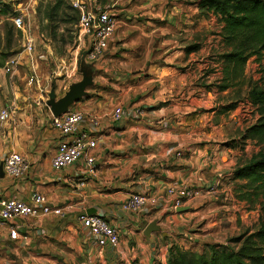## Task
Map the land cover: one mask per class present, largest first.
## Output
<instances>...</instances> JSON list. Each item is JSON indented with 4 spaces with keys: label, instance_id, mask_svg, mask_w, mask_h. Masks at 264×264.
Segmentation results:
<instances>
[{
    "label": "crops",
    "instance_id": "obj_1",
    "mask_svg": "<svg viewBox=\"0 0 264 264\" xmlns=\"http://www.w3.org/2000/svg\"><path fill=\"white\" fill-rule=\"evenodd\" d=\"M167 2L106 3L117 17L114 35L96 62L88 95L70 107L84 113L80 126L97 140L92 174L84 172L82 162L53 169L51 158L61 135L50 127V112L35 117L39 101L31 85H25L24 93L13 90L15 97L1 107L10 110L11 118L0 121V163L14 151L29 167L18 178L4 172L0 199L30 202L31 194L39 191L62 214L16 220V240L0 227V254L23 251L21 260L32 264H164L172 244L200 251L203 244L233 232L237 219L254 217L255 211L241 210L246 203L236 197L240 181L232 173L239 152L221 145L232 115L212 119L206 111L212 102L209 94L229 89L209 90L197 82L200 76L204 79L201 70L210 67L204 58L224 49L221 24L213 30L216 18L205 9L184 0ZM194 43L199 48L187 51ZM211 78L219 76L205 75V84ZM117 105L122 117L112 121ZM91 117L99 126L88 127ZM182 185L199 193L184 204L188 210L177 212L166 188ZM133 192H153L161 199L154 206L125 211L121 204ZM81 212L100 215L116 226L119 244L100 248L77 221ZM154 219L160 229L145 236L143 229Z\"/></svg>",
    "mask_w": 264,
    "mask_h": 264
},
{
    "label": "trees",
    "instance_id": "obj_2",
    "mask_svg": "<svg viewBox=\"0 0 264 264\" xmlns=\"http://www.w3.org/2000/svg\"><path fill=\"white\" fill-rule=\"evenodd\" d=\"M190 3L205 9L206 14H212L221 24L219 35L224 49L216 54L221 76L210 86L214 85L219 92L234 89L237 98L241 85L245 84V99L257 114L238 139L233 138L224 145L243 147L250 140L260 146L247 162L234 168L232 175L240 181L236 184V197L248 204V208L257 204L261 215L255 230L241 232L223 243H205L200 251L172 244L164 264H264V0H194ZM2 11L9 12L8 9ZM71 13L72 17L68 18ZM58 15L63 22L76 24L78 21L77 9L65 0H53L44 12L51 36L52 31L55 33L51 23ZM198 48V43L190 44L187 51ZM250 59L258 64L260 76L256 80L245 78V66ZM4 61L0 62V68ZM236 98L223 105L220 113L233 110Z\"/></svg>",
    "mask_w": 264,
    "mask_h": 264
},
{
    "label": "built area",
    "instance_id": "obj_3",
    "mask_svg": "<svg viewBox=\"0 0 264 264\" xmlns=\"http://www.w3.org/2000/svg\"><path fill=\"white\" fill-rule=\"evenodd\" d=\"M70 4L78 10V21L75 24L78 40L81 42L88 41L86 60L99 62L114 35L117 17L111 12V7L107 5L102 7L95 3L91 4L87 0H70ZM11 22L14 29L21 35L23 54L22 56L21 54H13L5 59L0 69L7 74H13L17 70L22 57H26L29 65L32 64L37 45V38L26 12L16 11L11 16ZM72 75H74V70L71 74L68 71L64 73V76L68 78H71ZM35 81H37L35 73H29L26 83L31 85ZM122 113V107L120 105L115 106L110 114L111 120L118 121L121 119ZM84 117L81 110L71 108L58 117L50 116V127L61 135L51 158L53 169L60 170L73 163L82 162L85 173L92 174L95 171L94 150L97 140L91 130L80 126ZM10 118V110L1 108L0 121L5 122ZM93 126H99V120L96 117L89 118L88 127ZM1 163L4 172L15 178L22 176L29 167L27 160L20 153L14 151L5 154ZM198 193L199 189L188 185L166 188V195L173 209L184 206ZM160 199L161 197L157 193L133 192L122 202L121 207L125 211L135 212L147 206L158 204ZM49 212L62 214L61 208L49 205L46 197L39 191H34L31 194L30 202L15 197L3 198L0 199V227H6L9 238L16 240L20 238V233L14 226L16 220L37 217ZM76 218L100 248L106 245L116 247L119 244L117 227L110 224L102 216L81 212Z\"/></svg>",
    "mask_w": 264,
    "mask_h": 264
},
{
    "label": "rangeland",
    "instance_id": "obj_4",
    "mask_svg": "<svg viewBox=\"0 0 264 264\" xmlns=\"http://www.w3.org/2000/svg\"><path fill=\"white\" fill-rule=\"evenodd\" d=\"M65 1L70 4V0ZM87 1L91 4L95 3L104 7L107 2L112 4L114 0ZM178 1L179 0H168L167 4L169 2ZM184 1L190 3L194 0ZM51 2H53V0H0V62H3L8 55L21 54L22 56L23 54L21 35L12 26V12H20L22 10L24 13H27V18L30 20L37 38L36 52L33 55L34 59L32 60V64L29 65L26 61V57H22L20 60L21 63L17 66V69L19 70L17 74L0 73V108L3 107L4 103L8 102L10 98L15 97L13 90L21 93L25 92V85L27 84L26 80L29 73L34 72L37 78V81L31 84L32 88L35 90L36 98L39 101V105H36L39 106V110L35 109V117L37 112H50L48 106L45 104V100L48 97V92L53 82H55L57 97H60L67 89L70 82L76 81L80 78L79 61L82 53L87 48L88 41H79L75 31V23L61 21V15H58L53 20V23H51L52 26H55V33L52 31L51 36L48 20L44 17V12ZM5 9H8L9 12L3 13L2 10ZM70 17H72V13L68 16V18ZM212 22L211 29L216 30L217 27L215 26L218 22L217 20ZM204 59L211 62L210 67H204L203 70H201L204 74V79L201 80L202 76H200L197 82L204 85L206 89H215L217 91L216 87L214 85L210 86V84L214 83L218 78L214 80L211 78L210 83L205 84L207 81L205 75H210V77L221 76V67L217 62L216 54H210ZM26 64L29 65V68L24 70ZM73 70L74 75H72L71 78L64 76L65 71H68L71 74V72L73 73ZM259 76L260 73L258 72L257 62L250 59L245 66V78L256 80ZM75 78L77 79L74 80ZM239 91L240 93L237 98L235 97L234 89H229L225 94H217L214 97H211L213 93L208 96L210 100H212L209 105H206L208 109L206 111L209 112L208 116H213L211 118L214 119L220 114L226 116L232 115L230 117L231 121L225 127L227 134V136H225L227 137L225 142H230L233 139L230 137L238 139L241 132L254 122L257 117L256 112L245 99L246 85H241ZM235 98L237 99L236 107L228 112L220 113L219 109L223 105L233 101ZM212 111L214 112L211 113ZM221 145L223 146L224 142ZM259 148V145L253 144L250 140H247L243 147L235 148L239 152V154L236 155L237 165L247 162L250 157L259 150ZM223 160H226V156L223 157ZM245 205L246 206L242 207L241 210H246V212L248 210L255 211L254 217H251V214H249L245 218L237 219L236 228L233 232L227 233L223 238L217 239L212 243H223L229 237L238 235L244 231H253L258 227L261 215L259 206L255 204L248 208V204ZM19 254L22 256L25 255L23 251L21 253L19 252ZM19 254H0V264H32L29 260L23 262Z\"/></svg>",
    "mask_w": 264,
    "mask_h": 264
},
{
    "label": "water",
    "instance_id": "obj_5",
    "mask_svg": "<svg viewBox=\"0 0 264 264\" xmlns=\"http://www.w3.org/2000/svg\"><path fill=\"white\" fill-rule=\"evenodd\" d=\"M87 50H85L79 61L80 78L76 81H72L68 84L67 89L63 95L57 97L55 91V82L52 83L48 92V97L45 100V104L48 106L52 116L58 117L65 113L74 103L81 100L88 95V88L93 84V75L96 69L95 61L86 60ZM4 170L2 163H0V177H3ZM188 210L187 206H182L176 209L177 212H183ZM160 229L158 220L154 219L150 221L143 229V234L149 236L152 232Z\"/></svg>",
    "mask_w": 264,
    "mask_h": 264
}]
</instances>
